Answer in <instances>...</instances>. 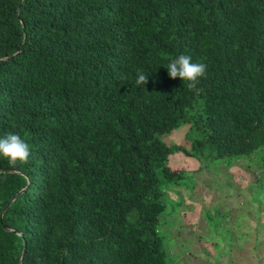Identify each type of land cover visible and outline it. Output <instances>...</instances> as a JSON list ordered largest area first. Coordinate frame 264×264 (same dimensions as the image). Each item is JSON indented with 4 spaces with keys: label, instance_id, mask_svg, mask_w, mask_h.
I'll return each mask as SVG.
<instances>
[{
    "label": "trees",
    "instance_id": "trees-1",
    "mask_svg": "<svg viewBox=\"0 0 264 264\" xmlns=\"http://www.w3.org/2000/svg\"><path fill=\"white\" fill-rule=\"evenodd\" d=\"M181 54L207 66L198 93L168 75ZM182 126V145L164 141ZM8 134L30 157L0 156V264H173L170 193L210 164L264 168V0H0ZM173 153L199 169L171 168ZM255 192L253 212L197 237L208 261L261 248L264 174Z\"/></svg>",
    "mask_w": 264,
    "mask_h": 264
},
{
    "label": "rangeland",
    "instance_id": "rangeland-1",
    "mask_svg": "<svg viewBox=\"0 0 264 264\" xmlns=\"http://www.w3.org/2000/svg\"><path fill=\"white\" fill-rule=\"evenodd\" d=\"M187 129V126L180 127L171 136L164 138V141L169 144L182 145ZM191 163L192 160L182 153H173L170 157L169 166L173 169L182 167L186 171L191 172L196 169L199 162L196 161L195 165H191ZM201 165L203 164L201 163ZM222 165L210 164L207 171L203 170L202 174L201 172L196 174L197 179H191L190 186L179 189L181 192L178 191L176 195L170 193L172 200L174 202L179 201V203L177 206L174 204L173 209L176 207L174 212L172 205H168V214L166 217L164 216L165 218H162L160 233L166 234L164 244L167 250L170 249V255L178 256V261L175 258L173 264H264V240L259 250H250L254 246L253 242L246 241L243 247L245 249H235L227 252L229 255L219 259V261L217 259L208 261L205 253L200 248H197L195 253L197 255L201 253L203 256L195 257L194 260L189 259L187 256L185 257L186 253L183 255L184 252L188 253L190 251L194 237L197 238L199 236L196 235L198 230L205 228L202 234L199 232L202 239L212 234L211 231L214 228H217L222 233L226 231L223 228H225L224 224L227 221L226 219L230 217V213L222 209V202H226V206L231 208L233 203L235 208L237 205L235 200L240 191L241 194H245L244 197L247 199L256 195L257 180H260V177L264 174V168L262 167L263 170L261 169L257 154L248 161L240 160L236 163H229V167ZM192 174L193 172L187 173L189 176ZM259 202L262 204L263 200L260 199ZM253 208H256V206ZM263 208V204L260 205L259 214L262 219H264ZM192 210L197 213L196 218L194 217L195 219L189 215ZM236 216H238L237 211H235L233 218L231 216V222L235 220ZM247 223L252 226L255 223L254 218L250 216V220ZM259 231L260 229L258 230L257 238L263 239V235ZM249 236L251 239L255 237L253 234Z\"/></svg>",
    "mask_w": 264,
    "mask_h": 264
},
{
    "label": "clouds",
    "instance_id": "clouds-1",
    "mask_svg": "<svg viewBox=\"0 0 264 264\" xmlns=\"http://www.w3.org/2000/svg\"><path fill=\"white\" fill-rule=\"evenodd\" d=\"M168 75L173 78H180L187 81V87L197 93L200 89L197 87L199 79L206 74L207 66L204 63H193L192 58L188 55H179L172 59L167 65ZM148 75L138 73L136 84L146 85ZM0 156L5 157L10 165L15 166L17 163L26 164L30 157L29 145L16 134H8L0 138Z\"/></svg>",
    "mask_w": 264,
    "mask_h": 264
},
{
    "label": "crops",
    "instance_id": "crops-1",
    "mask_svg": "<svg viewBox=\"0 0 264 264\" xmlns=\"http://www.w3.org/2000/svg\"><path fill=\"white\" fill-rule=\"evenodd\" d=\"M188 159H190V158H188ZM192 160V163H191V165H195V162H196V160L195 159H191ZM234 165V164H233ZM199 166H200V164L198 163L197 164V166H196V169L194 170V171H197L198 169H199ZM179 169H184V168H182V167H180ZM188 169V168H187ZM185 170V169H184ZM194 171H191V172H194ZM201 174H202V172H201ZM196 177V176H195ZM181 189H183V188H181ZM177 191H179V192H181V190H179V189H177ZM244 195L245 194H241V191H240V194H238V196L236 197V207L234 208L233 207V203H232V208L230 207V206H226V202H222V209H225V211H228V212H232L231 214H232V218H233V215H234V213H235V211H237L238 212V215H242V214H246L247 215V213L249 212V211H251L252 210V212L254 211V205L251 203H249V200H247V198H245L244 197ZM245 198V199H244ZM245 200H247V201H245ZM187 202V201H186ZM187 204V203H186ZM188 205V204H187ZM264 206V205H263ZM234 209V210H233ZM237 209V210H236ZM189 215L191 216V218H196V216H197V213H196V211H194V210H192V211H190L189 212ZM194 218V219H195ZM235 219V218H234ZM244 220V219H243ZM198 221V220H197ZM245 221H248V216H247V219L245 218ZM204 230H205V228L204 229H201L200 231L198 230L197 231V234L196 235H200V233L199 232H201V234L204 232ZM199 244V242L197 241V238L196 237H194V239H193V242H192V244H191V247H190V251L191 252H195L196 251V249L197 248H200V245H198ZM170 249H168V252H169V254H170V251H169ZM189 251V252H190ZM184 252V251H183ZM186 253V254H185ZM185 254V255H184ZM195 254V253H194ZM183 255L186 257V256H189L188 255V253L187 252H184L183 253ZM171 256V255H170ZM172 257V259L174 260L175 258H176V260L178 261V256H171ZM179 261H181V260H179ZM191 262H192V260H190ZM173 262V261H172ZM176 263V262H175ZM178 263V262H177ZM178 264H180V263H178Z\"/></svg>",
    "mask_w": 264,
    "mask_h": 264
},
{
    "label": "water",
    "instance_id": "water-1",
    "mask_svg": "<svg viewBox=\"0 0 264 264\" xmlns=\"http://www.w3.org/2000/svg\"><path fill=\"white\" fill-rule=\"evenodd\" d=\"M24 190H22V191H20L12 200H11V202L8 204V206L23 192ZM7 206V207H8ZM6 207V208H7ZM6 230H9L7 227H4ZM24 255V254H23ZM22 259H23V256H22V258H21V260H20V262H19V264H22Z\"/></svg>",
    "mask_w": 264,
    "mask_h": 264
}]
</instances>
